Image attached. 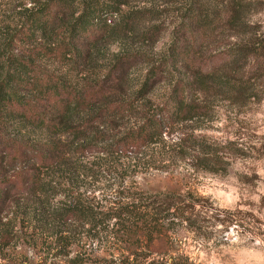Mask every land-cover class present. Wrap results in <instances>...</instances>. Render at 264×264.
<instances>
[{
    "label": "trees",
    "instance_id": "16d2710c",
    "mask_svg": "<svg viewBox=\"0 0 264 264\" xmlns=\"http://www.w3.org/2000/svg\"><path fill=\"white\" fill-rule=\"evenodd\" d=\"M132 1L0 0V258L14 242L43 234L68 258L77 229L115 221L135 235L129 226L151 224L132 203L95 205L88 179L140 165L167 170L166 154L219 173L223 153L236 152L204 135L178 138L176 155L160 148L175 127L210 113L213 95L231 103L262 98L264 19H254L264 0H143L139 8ZM166 33L169 42L156 50ZM215 44L221 50L212 56ZM162 85V101L148 108ZM121 192L148 198L163 221L202 229L205 214L189 192ZM132 254L92 257L81 249L67 264H188L152 253L139 262Z\"/></svg>",
    "mask_w": 264,
    "mask_h": 264
},
{
    "label": "rangeland",
    "instance_id": "374dc122",
    "mask_svg": "<svg viewBox=\"0 0 264 264\" xmlns=\"http://www.w3.org/2000/svg\"><path fill=\"white\" fill-rule=\"evenodd\" d=\"M30 1L17 0V3L25 5ZM142 1L133 0L131 7H143L146 4ZM168 7L172 11L177 9L174 3ZM175 18V12H170L167 17L168 22L175 21ZM263 19L264 13L256 15L254 20ZM167 34L155 46L156 50L169 42ZM214 47L216 44L211 49ZM115 49L117 45L111 47V51ZM220 50L213 49L212 56ZM220 61L221 58L214 59L215 64ZM259 86L264 88V79ZM163 95L164 85L152 93V104L148 103V108H155ZM261 95L260 100H241L238 103H231L218 95L211 96L210 113L197 118V121L175 127L167 136L168 143L160 148L176 155L175 151L179 148L172 144L183 135H204L211 143H233L236 152L223 153L227 163L224 171L209 172L187 156L173 155L174 160L166 154L163 165L167 166V170L146 169L140 165L128 172H108L85 182L87 193L93 195L94 204L98 207L107 210L115 202L132 203L139 217L151 221L145 228L138 222L136 229L129 226L135 235L129 233V229L116 226L115 221L88 233L77 229L74 232L76 244L72 248L73 253L67 258L58 255L64 245L55 247L51 239L43 234L37 242L26 244L24 240H19L2 250L0 263L67 264L68 259L82 249L91 252L92 257L105 258L135 252L131 257L136 256L139 262L152 253L153 256H179L187 259L188 264H264V94ZM199 100L202 101L203 97ZM125 119L139 118L134 115ZM122 163L125 165V161ZM118 189L120 197L116 193ZM123 189L137 196L193 194L200 201L198 209L205 214L200 222L202 229H187L170 218L163 221L164 215L155 214L148 198L139 196L134 200L123 197Z\"/></svg>",
    "mask_w": 264,
    "mask_h": 264
}]
</instances>
